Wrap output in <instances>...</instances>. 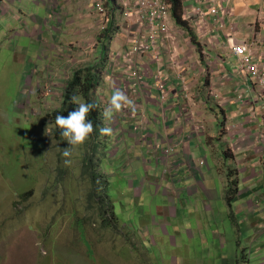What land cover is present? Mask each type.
Segmentation results:
<instances>
[{
    "label": "rangeland",
    "instance_id": "obj_1",
    "mask_svg": "<svg viewBox=\"0 0 264 264\" xmlns=\"http://www.w3.org/2000/svg\"><path fill=\"white\" fill-rule=\"evenodd\" d=\"M40 1L6 0L10 12L0 18V264H264V174L240 159L242 147L262 146L259 134L247 143L242 119L260 103L215 61L231 55L216 30L193 28L198 53L178 26L179 44L187 42L186 97L171 79L167 100L154 91L152 104L143 89H125L123 64L111 62L134 37L122 0L116 9L106 0L105 21L95 0H53L52 14ZM113 19L91 99L102 113L120 89L134 111L103 120L111 135L99 132L65 158L69 145L49 115L64 108L74 72L101 62L99 39ZM53 35L60 46L50 50Z\"/></svg>",
    "mask_w": 264,
    "mask_h": 264
},
{
    "label": "built area",
    "instance_id": "obj_2",
    "mask_svg": "<svg viewBox=\"0 0 264 264\" xmlns=\"http://www.w3.org/2000/svg\"><path fill=\"white\" fill-rule=\"evenodd\" d=\"M93 9L107 17L106 0H95ZM230 0H199L198 6L184 11L186 20L198 34L222 27V22L231 15ZM124 15L134 34L130 48L122 54L117 53L115 61L123 62L119 66L126 68L123 76L125 89L138 96L144 87L152 88L148 75L135 62H148V70L154 79L161 102L165 101L170 89V79H175L181 91H186V67L182 66L179 57V45L176 41L175 27L172 26L170 5L166 0H122ZM233 60L231 73L242 75L248 88H256L259 94L264 90V56L256 54L251 44L233 43L228 40ZM122 59V60H119ZM235 59V60H234ZM119 60V61H118ZM151 67V68H150ZM229 76V74H228ZM253 119V117H252ZM264 123V118L261 119ZM203 161H200L202 164Z\"/></svg>",
    "mask_w": 264,
    "mask_h": 264
},
{
    "label": "crops",
    "instance_id": "obj_3",
    "mask_svg": "<svg viewBox=\"0 0 264 264\" xmlns=\"http://www.w3.org/2000/svg\"><path fill=\"white\" fill-rule=\"evenodd\" d=\"M5 1L6 0H0V2H1L0 3V18L10 12V6ZM51 1H53V0H41L40 1L41 4L45 5L50 10V14L53 13V11H52L53 7L55 8V6H56V4L53 5ZM198 1L199 0H183V8L189 9L193 6H198ZM230 7H231V11H232L231 17H229L225 20V25L222 27V30L219 33V39H221V41H223L225 48L229 49V52L231 55L225 56L224 54H220L219 57H215V61L219 64H222L225 70L233 71L232 65H231L233 55L231 53V49L229 47L228 40H230V42H233V43L246 42L248 44H251V48L256 54L264 56V0H231ZM52 19L58 20L59 19L58 15H56V14L53 15ZM69 20H71V18L67 17L66 18V25L67 26L69 24ZM39 21H42L45 24L48 23L47 20H43V19H41ZM87 25H89V23H87ZM172 26L175 27L176 41H177V44L179 45V57L181 59V62L183 63L185 60L183 58L186 56L184 48H185L186 43L189 40L187 39V35L184 36L187 42L185 40H183L182 41L183 45L181 46L178 42V32H177L178 26L176 25L174 20L172 21ZM181 31L183 33H185V31L183 29H181ZM53 36H54V42L52 45H49L47 49H50V47H51V49H53L54 46H58V45L60 46V39L57 37V35H53ZM78 38H79V41H78L79 44H76V47H78L81 44V42L83 41V38L81 36H79ZM40 39L43 40V37L40 36ZM221 44L222 43L219 42L215 46V48L213 49L214 53H216L218 51V49L220 50ZM99 47H101V45ZM127 48H128V45L126 42L125 46L122 47V50L127 49ZM229 52L228 53L226 52V54H229ZM96 53H99V48L96 50ZM55 56H56V54L54 53L53 56H51L49 59L54 64V66L52 67L53 69L59 68V64H60V62L57 61ZM81 57H82V55L78 54V58H81ZM226 61L231 62V63L227 64ZM139 62L140 61L138 60V66L141 68V70L143 72H146L149 80L154 81V79L151 78L149 75L148 67L145 66L144 64H141V63L139 64ZM145 64H148V62H146ZM121 68L123 69V67H121ZM234 75H238V74H234ZM187 76H188V74H187ZM238 76L240 78V80H239L240 85H238V87H240L245 92L244 96H246L247 98L251 97L252 99H257V101L260 103V105L255 104L254 108H251L250 111L248 112L249 115H251L252 111H255L256 114L258 115L257 124L251 125L248 123V126L250 129H247V128L245 129L246 134H249L246 136V138H247L246 140L248 143L255 136L256 129H261L264 127V125H262L263 123L261 122V119H263V116H264V90L258 94L260 98H257L255 93L259 89L256 88L255 90L251 91L248 88L247 84L245 83L244 77L242 75H238ZM191 78H193V77L190 76V79ZM152 88H155L154 83L152 85ZM149 89L150 88L145 87L143 89V94L141 97L150 98V100L152 101V104H154V101L152 100L150 93L154 92L155 89L154 90H149ZM145 94H147V95H145ZM241 94H243V92L240 91V95ZM182 99H183V97H182ZM247 101H248V99H245L243 102H247ZM168 108L170 109L171 107L169 106ZM222 115L223 114L221 113V116ZM185 117L190 118L189 116H185ZM185 117H184V119H185ZM242 119L243 120H246V119L250 120V116H242ZM197 131H194L193 133L197 134ZM258 133H260V130H258ZM201 134H203V133H201ZM201 134H198L197 136H200ZM247 143H245V144H247ZM242 148L245 150L241 151L242 152L241 155H243V156L240 159L244 160L246 157H248L246 164L248 166H251V167H258L259 169L262 168V173L264 174V157H261L262 156L261 147L260 146L253 147L250 150L246 149L245 147H242ZM232 151H234V150H232ZM184 152H185V150H182L181 153H184ZM187 152H188V155H190L188 149H187ZM249 155H251V157L253 159H250ZM229 158H231V160L233 162L236 159L235 153H233V157H229Z\"/></svg>",
    "mask_w": 264,
    "mask_h": 264
},
{
    "label": "clouds",
    "instance_id": "obj_4",
    "mask_svg": "<svg viewBox=\"0 0 264 264\" xmlns=\"http://www.w3.org/2000/svg\"><path fill=\"white\" fill-rule=\"evenodd\" d=\"M230 2H231V0H230ZM105 5L107 6V3ZM229 7H230V4H229ZM92 8H93V6H92ZM230 10H231V7H230ZM183 11H185V8H183ZM231 14H232V11H231ZM171 15H172V13H171ZM229 17H231V15ZM229 17H226L224 19V21L222 22L223 26L225 25V20L227 18H229ZM173 20L174 19L172 17V21ZM190 27L193 29V27L191 25H190ZM222 27L216 28V32H218L219 30L221 31ZM103 29L105 30L106 28H103ZM216 32H215V35H216L215 36V40L219 41V39L217 38L219 36L216 34ZM195 37H196V35H195ZM127 45H128V48L127 49H123L122 53L125 50H128L130 48V42H128ZM110 51H111V49H110ZM114 57L115 56L113 55L112 58H111V60H112L111 62L112 63L117 62V61H115L113 59ZM119 60H122V59H119ZM232 60H233V58H232ZM135 62L138 65V59H135ZM140 63L144 64L147 67L149 66V63H148V65L145 64L146 62L142 63L140 61ZM226 63H227V61H226ZM119 64L122 65L124 63L121 61V62H119ZM182 66H183V64H182ZM123 69H124V67H123ZM125 71H126V68H125ZM226 71L229 72V75H230L231 71H229V70H226ZM232 76H233V74H232ZM170 82H171V79H170ZM186 83H187V76H186ZM151 85H153V84H151ZM177 85L179 86L181 97H183V98L186 97V95L182 94L184 92L181 91L180 85L178 83H177ZM170 90H171V84H170ZM155 92L158 94V91L156 89H155ZM158 100L161 101L159 99V94H158ZM166 100H167V97H166L165 101ZM70 102L75 104L77 107H75L74 110L69 112L67 116H63V115H59V114L56 115L55 116V120H54V125H55V127L57 129V132H59V136L62 138L61 141H67V143L69 145V147L63 148V150H62V156L65 157V158H68V157L72 156V154L75 151H77L82 145L85 144V142L90 138V136L95 131L93 122L91 120L87 119V118L89 116V113L93 109L98 107L96 104L85 102L82 97H77V96L70 97ZM125 108L131 109V110L134 111V101L131 98H129L122 90L116 89V90L113 91V93L109 97L108 106L101 113L102 119L110 121L115 114L120 113ZM248 116H250V120L249 119L248 120H249V123L251 125L257 124L258 115L256 114L255 111H252L251 115L248 114ZM252 117H253V119H252ZM263 118H264V116H263ZM262 125H264V123ZM198 129H195V131H197ZM258 130H260V133H258ZM111 132H112V129L109 128V127L100 128V135L101 136L111 135ZM256 134H259V142L262 143V146H260L261 147V152H262V156L261 157H264V127L261 128V129H256ZM167 149L168 150H166V151L169 152L170 149L169 148H167ZM64 164L66 166L70 165L71 164V160L70 159H65L64 160Z\"/></svg>",
    "mask_w": 264,
    "mask_h": 264
},
{
    "label": "trees",
    "instance_id": "obj_5",
    "mask_svg": "<svg viewBox=\"0 0 264 264\" xmlns=\"http://www.w3.org/2000/svg\"><path fill=\"white\" fill-rule=\"evenodd\" d=\"M166 1L170 5V11L172 13V17L175 20L176 24L179 27H181L184 31H186L190 43L194 45L198 53H200V47H199V43L196 40L195 33L188 24V22H186L183 18V14H184L183 0H166ZM109 3L114 9H116L117 0H109ZM109 23L110 24L104 30L103 34L100 36L99 39L100 42L104 43L102 45L101 62L86 70L79 69L74 72L73 78L68 83V86L64 92V99H63L64 108L62 110H56L55 112L49 115V117L52 118V121L55 120V116L58 114L63 116L68 115L69 111L67 109V106L69 103H71L70 97L76 96L77 94L81 95L85 102L96 104L91 99V95L99 86V76L108 62L111 44L114 39L113 35L115 34L117 28L114 19ZM88 119L91 120L94 124L95 131L90 136L91 138H94V136L99 134L100 128H102L103 126L102 125L103 119L101 116V111L99 109V106L93 109L89 113ZM166 150L167 149H165V152ZM92 176L93 178H95L94 174H92Z\"/></svg>",
    "mask_w": 264,
    "mask_h": 264
}]
</instances>
